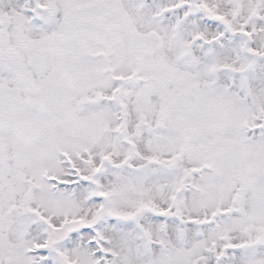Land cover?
<instances>
[{"label": "snow or ice", "instance_id": "obj_1", "mask_svg": "<svg viewBox=\"0 0 264 264\" xmlns=\"http://www.w3.org/2000/svg\"><path fill=\"white\" fill-rule=\"evenodd\" d=\"M0 264H264V0H0Z\"/></svg>", "mask_w": 264, "mask_h": 264}]
</instances>
